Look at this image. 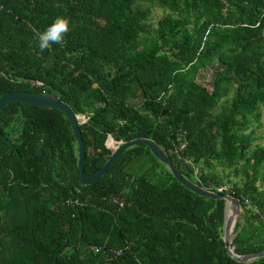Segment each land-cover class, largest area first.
I'll return each instance as SVG.
<instances>
[{
    "label": "trees",
    "instance_id": "trees-1",
    "mask_svg": "<svg viewBox=\"0 0 264 264\" xmlns=\"http://www.w3.org/2000/svg\"><path fill=\"white\" fill-rule=\"evenodd\" d=\"M156 6L168 12L154 24ZM59 15L64 42L41 50L36 33ZM17 90L88 117V175L110 160V137L155 140L193 182L240 199L236 252L264 250V145L251 130L264 108V0H0V97ZM225 213L145 144L83 185L61 109L0 111V264H244L226 250Z\"/></svg>",
    "mask_w": 264,
    "mask_h": 264
},
{
    "label": "water",
    "instance_id": "water-1",
    "mask_svg": "<svg viewBox=\"0 0 264 264\" xmlns=\"http://www.w3.org/2000/svg\"><path fill=\"white\" fill-rule=\"evenodd\" d=\"M12 102H25L36 106H52L61 109L68 119L70 120L75 135L79 144V169H80V182L83 185H91L97 182L100 178H102L107 171L113 166L115 161L120 157V155L127 150L128 148L137 145V144H145L148 146L156 158L164 163L168 169L173 173L176 179L182 183L185 187L192 190L193 192L213 199H225L226 200V213H225V223H224V241L226 245V250L228 254L236 261H239L244 264H249L257 258L264 256V250L256 253L250 254H239L236 252V248L233 244L235 237V228L237 226L238 221L241 218L242 214V205L239 198L234 197L230 194H223L218 191H210L195 182L189 179L176 165L174 160L170 157V155L165 151V149L159 145L155 140L150 138H138L134 140H130L128 142L123 141H115L113 137H110L107 141V145L112 149L113 154L110 160L103 166V168L93 175H88L86 173V157H87V149L86 144L82 135V130L80 128V124L88 119L85 115H77L70 108L69 105L64 103L62 100L57 98L53 93L47 92L44 94H34L29 91L17 90L6 93L2 97H0V111L7 105ZM9 143L13 146L12 142ZM41 148L37 155H40L42 152ZM74 248V247H73Z\"/></svg>",
    "mask_w": 264,
    "mask_h": 264
},
{
    "label": "clouds",
    "instance_id": "clouds-1",
    "mask_svg": "<svg viewBox=\"0 0 264 264\" xmlns=\"http://www.w3.org/2000/svg\"><path fill=\"white\" fill-rule=\"evenodd\" d=\"M70 21L67 17L59 15L45 26L43 30L36 33L39 48L41 50L52 47L55 44H62L65 34L69 31Z\"/></svg>",
    "mask_w": 264,
    "mask_h": 264
},
{
    "label": "rangeland",
    "instance_id": "rangeland-1",
    "mask_svg": "<svg viewBox=\"0 0 264 264\" xmlns=\"http://www.w3.org/2000/svg\"><path fill=\"white\" fill-rule=\"evenodd\" d=\"M168 12V10H165L159 6H156L153 9V14H152V23L156 24L157 21L164 16L166 13ZM213 76V71L212 70H205L203 71L200 76H199V80L208 84L211 81ZM260 117L258 119V121L252 126V129L256 130V144L259 145H264V108L262 107L260 109Z\"/></svg>",
    "mask_w": 264,
    "mask_h": 264
},
{
    "label": "built area",
    "instance_id": "built-area-1",
    "mask_svg": "<svg viewBox=\"0 0 264 264\" xmlns=\"http://www.w3.org/2000/svg\"><path fill=\"white\" fill-rule=\"evenodd\" d=\"M116 201H118V200L116 199ZM121 204H123V203H121ZM95 250H96V251H99V250H101V249L98 248V247H95ZM116 254L120 255V254H121V251H120V250L116 251Z\"/></svg>",
    "mask_w": 264,
    "mask_h": 264
}]
</instances>
